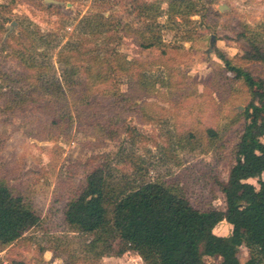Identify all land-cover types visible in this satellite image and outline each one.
<instances>
[{
	"label": "rangeland",
	"instance_id": "1",
	"mask_svg": "<svg viewBox=\"0 0 264 264\" xmlns=\"http://www.w3.org/2000/svg\"><path fill=\"white\" fill-rule=\"evenodd\" d=\"M144 1L159 5V13L163 14L155 19L153 9L140 15L135 6ZM173 1L0 0V71L29 72L13 54V49L24 43L30 50L36 48L39 59L51 65L44 70L54 67L52 73L66 89L64 95L48 102L43 98L47 91L41 85L26 84L27 95L37 100L12 109L7 106L5 90L0 88V181L23 194L42 217L40 225L20 239L10 244L0 242L2 264L14 259L27 264H146L138 251L119 255L118 241L112 249L102 245L101 254L89 253L86 245L93 236L73 231L66 224V203L91 163L105 165L109 189L168 179L179 182L197 207L224 206L218 181L228 179L235 160L234 145L223 150H191L177 140L183 131L214 127L234 144L237 141L240 124L231 127V118L245 110L249 90L240 81L232 90H217L210 76L218 77L224 70L221 51L230 57L239 51L233 38L242 23L264 28V0H192L200 13L193 17L198 21L191 40L182 38L186 20L176 17L180 25L175 26L170 18ZM220 5L226 8L221 10ZM102 15L107 23L121 21L126 28L118 32L112 26L102 34L96 28L83 31L85 18L99 20ZM149 24L164 25L163 46H141L137 34L128 28L144 30ZM27 27L31 31L38 28L44 34L56 33L57 39L41 45L31 33L23 42L17 41L16 36ZM71 40L83 45L72 52L78 56L72 60L75 63L91 65L92 54L87 50L97 41H108L107 47H116L133 64L127 71L118 70L122 72L119 83L106 80L88 89L77 85L71 91L62 76L65 64L60 54L62 46ZM247 66L264 76V65ZM113 69L110 72L115 75L118 71ZM88 75L81 70L79 82H86ZM118 90L128 100L118 97ZM107 120L109 123H105ZM107 124L112 127L102 126ZM263 180L264 176L250 178L249 182L260 187ZM214 231L228 235L232 226L224 220ZM250 257L248 248H241L242 263ZM206 260L221 261L211 257Z\"/></svg>",
	"mask_w": 264,
	"mask_h": 264
},
{
	"label": "trees",
	"instance_id": "2",
	"mask_svg": "<svg viewBox=\"0 0 264 264\" xmlns=\"http://www.w3.org/2000/svg\"><path fill=\"white\" fill-rule=\"evenodd\" d=\"M135 9L140 10V15L156 9L155 19L163 14L159 13V5L145 1L138 2ZM199 13L200 9L192 0L171 3L169 15L175 26L180 25L176 17H183L187 22L182 33L183 40L194 38L196 32L192 31L197 28L198 20H193V17ZM107 22L104 15L99 20L85 18L81 28L84 32L87 27L96 28L100 34L112 26L118 32L126 28L121 21ZM240 26L233 38L240 46L239 51L232 57L221 51L219 57L225 62L224 70L220 71L218 77L210 76L211 84L217 90H232L237 81L249 90L250 99L245 110L231 118V127L240 124L237 141L234 144L227 134L214 127L183 131L177 140L178 144L191 150L208 151L211 147L223 150L226 146L234 145L232 151L235 160L228 179L218 181L225 198L224 206L197 207L179 182L168 179L126 185L119 190L109 189L105 165L91 163L84 180L64 209V220L69 228L93 236L86 245L89 253L101 254L102 245L112 249L114 242L118 241L119 255L135 250L146 264H243L240 250L246 247L251 257L244 264H264V180L260 187L249 182L250 178L264 176V76L247 66L264 65V28L246 22ZM163 27L149 24L144 30L134 26L128 28L137 34L141 46L150 49L164 45ZM208 27L210 25H206ZM31 33L36 34L41 45H49L57 39L56 33L44 34L38 28L31 31L27 27L16 36V40L23 42ZM23 44L19 43L13 49V54L29 72L11 74L0 71V78L3 79L0 88L5 90L7 106L12 109L37 100L27 95L26 84L41 85L47 92L39 94L45 93L43 98L48 102L54 96L64 95L66 90L52 73L54 67L53 71L44 70L51 65L39 59L36 48L30 50ZM109 45L108 41H97L95 47L87 50L92 54L91 65L72 61L78 58L72 52L83 45L71 40L62 46L60 54L64 56L62 61L65 64L62 76L69 84V90L75 91L77 85H84L88 89L106 80L115 83L121 81L119 74L122 70H129L133 62L126 61L116 47H107ZM113 68L121 70L120 73L118 71V74L112 75L110 70ZM83 69L89 75L87 81L82 83L78 78ZM52 89L56 91L51 93ZM116 95L128 100L119 90ZM102 126L109 129L112 124ZM224 220L231 224L232 231L228 235L217 234L214 230ZM41 221L40 213L23 194L12 189L5 181H0L1 243L10 244L20 239L29 229L40 225ZM207 257L220 258L221 261L209 263ZM9 264L27 262L14 259Z\"/></svg>",
	"mask_w": 264,
	"mask_h": 264
},
{
	"label": "water",
	"instance_id": "3",
	"mask_svg": "<svg viewBox=\"0 0 264 264\" xmlns=\"http://www.w3.org/2000/svg\"><path fill=\"white\" fill-rule=\"evenodd\" d=\"M50 1H53V0H50ZM226 8L225 5H220V9L221 10H224ZM212 38H214V35L212 36ZM36 264H48L46 262H41V261H36Z\"/></svg>",
	"mask_w": 264,
	"mask_h": 264
}]
</instances>
